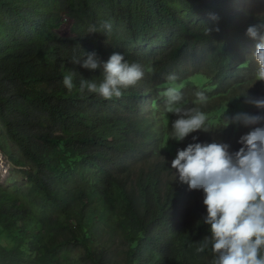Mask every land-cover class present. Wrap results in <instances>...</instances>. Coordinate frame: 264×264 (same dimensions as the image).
Here are the masks:
<instances>
[{"label": "trees", "instance_id": "trees-1", "mask_svg": "<svg viewBox=\"0 0 264 264\" xmlns=\"http://www.w3.org/2000/svg\"><path fill=\"white\" fill-rule=\"evenodd\" d=\"M84 1L92 6L91 25L98 31L87 32L89 26H84L78 34L72 28L65 39L68 46L77 51L94 49L99 56L121 47L148 72L139 84L148 91L158 90L159 83L153 81L165 73L167 59L154 64L148 50L135 48L130 32L148 31L157 44L172 42L169 57L175 60H186L185 48L200 39L205 44L200 58L208 59L217 43L206 42L218 22L209 27L207 36L205 24L228 21L225 40L240 43L250 38L244 29L258 13L238 7L224 17L216 12L217 7H225L218 0H83L82 6ZM61 2L0 0V147L16 164L29 166L21 170L27 178L26 190L18 184H0V264H206L208 254L195 250L207 232L199 218L204 210L202 192L176 180L169 167L176 147H183L188 135L180 141L168 139L171 129H167L165 138L136 168L120 174L107 160L90 159L91 152L108 146L88 153L74 148L71 135L61 146L55 140L56 127L68 134L77 131L72 127L82 119L96 115L95 93L80 92L77 85L81 75L100 79L97 72L70 59L61 60L56 68L52 60L56 48L43 55L53 31L40 27L48 24L55 3ZM210 12L218 18L212 19ZM103 21H109L111 28L104 29ZM60 34L57 31L56 38ZM63 53L62 48L61 57ZM233 54L237 57L234 50ZM239 67L245 71L242 79L225 86L229 104L243 103V98L234 96L254 81L249 61ZM69 69L76 73L72 90L61 82ZM193 79L207 89L202 72ZM111 118L100 115L92 132L117 129ZM246 129L209 124V130L196 132L198 139L219 137L236 149L237 137ZM115 133L108 135L114 140ZM72 248L80 250L77 258L72 257Z\"/></svg>", "mask_w": 264, "mask_h": 264}, {"label": "clouds", "instance_id": "clouds-1", "mask_svg": "<svg viewBox=\"0 0 264 264\" xmlns=\"http://www.w3.org/2000/svg\"><path fill=\"white\" fill-rule=\"evenodd\" d=\"M81 1L55 3V12L46 21L48 24L40 27L53 31L43 55L49 48H56L52 57L56 68L61 66V60L70 59L84 70L97 72L100 77L97 80L81 75L78 90L95 93L98 98L94 109L96 115L82 119L79 125L75 123L77 125L74 124L72 130L77 131L68 134L58 127L53 129L58 145L61 146L70 135L75 141L74 148L79 147L81 152L89 153L106 145L108 147L91 152L90 159H105L114 164L120 174L136 168L145 155L151 153L155 140L160 142L165 138L167 129H171L168 139L180 141L188 135V142L183 147H176L169 167L174 170L176 180L186 183L189 189L202 192L204 210L199 218L207 225V232L197 242L196 252L208 254L206 264H264V9L257 11L255 22L246 25L244 31L250 38L242 39L240 43L225 40L231 26L228 21L214 20L205 24L207 36L209 27L218 22L212 37L206 42V45L216 42L217 46L210 50L208 59L202 58L195 69L193 67L205 47L202 40L197 39L193 46L185 48L186 60H175L169 57L172 42L157 44L148 31L130 32L135 48L148 50L154 64L162 58L167 59L165 73L153 81L159 83L158 90L154 89L150 95L147 87L139 85L148 72L139 62L131 61L132 58L121 47L110 48L106 55L99 56L94 49L85 51L79 45L82 50L77 51L76 47L68 46L65 39L72 33V28L78 34L84 26H89L87 32L98 31L91 25L92 6L85 1V6H82ZM218 3L225 7L223 10L217 7L216 12L224 17H229L228 11L233 12L235 8L247 9L244 0H218ZM209 16L218 18L214 12ZM65 20L69 22L65 23ZM102 27L108 30L111 24L103 21ZM57 31H61L59 38H56ZM62 48L65 51L63 57L60 56ZM253 60L254 81L234 96L243 98V103L229 104L225 86L241 69L240 63L249 61L252 68ZM205 65L206 90L201 88L203 84L199 80L193 79L199 68ZM75 74L71 69L62 74L61 82L66 89H73ZM258 79L263 80L261 84L256 82ZM186 87L194 90L189 96H182L179 89ZM214 98L219 102L203 106ZM150 100L155 105L153 110ZM247 104L254 105L256 109L247 110ZM215 105L218 108L212 110ZM102 114L112 116L117 129L97 128L98 133L92 132V124H99L97 119ZM158 123L156 136L154 132ZM209 124L218 125V129L245 125L247 131L237 137L239 147L230 149L229 143L219 137L206 139L209 135L204 134L205 140L197 138L196 130L207 131ZM115 131L113 140L108 134Z\"/></svg>", "mask_w": 264, "mask_h": 264}, {"label": "rangeland", "instance_id": "rangeland-1", "mask_svg": "<svg viewBox=\"0 0 264 264\" xmlns=\"http://www.w3.org/2000/svg\"><path fill=\"white\" fill-rule=\"evenodd\" d=\"M244 5L246 10H250L251 12L256 13L257 11H261L264 9V0H244ZM207 68V66H203ZM205 68H203L200 72H204ZM255 69V61L253 60V65L251 68V71L254 72ZM243 75H239L236 79L242 78ZM192 81V80H189ZM258 84H261L256 80ZM254 86V84H253ZM182 93V96H189L193 92V88L186 87L185 89H179ZM260 93H262L260 91ZM219 99L214 98L210 102H205L203 106H211L215 103H218ZM218 105H215L212 107V110L217 109ZM247 110H254L256 107L251 104H247L246 106ZM158 128H159V123L157 124V128L155 129L154 134L158 136ZM14 154V153H13ZM28 165H20L16 164L11 157L5 153L2 148L0 147V184L5 186V185H12V184H18L20 187L19 189L24 188L26 190L28 186L26 185L27 178L22 174V169L28 168ZM15 188V187H14ZM72 257L78 256V250L77 248H72ZM80 251V250H79ZM77 258V257H76ZM87 264V263H84Z\"/></svg>", "mask_w": 264, "mask_h": 264}, {"label": "bare ground", "instance_id": "bare-ground-1", "mask_svg": "<svg viewBox=\"0 0 264 264\" xmlns=\"http://www.w3.org/2000/svg\"><path fill=\"white\" fill-rule=\"evenodd\" d=\"M199 59V61H202V59L199 57L198 58ZM199 63V62H198ZM196 67L194 66L193 67V69H195ZM203 68H205V67H201V68H199V72L203 69ZM206 69V68H205ZM244 69L243 68H241L234 76H233V78L231 79V81L229 82V83H231L232 81H234V80H236V78L240 75V74H242V71H243ZM243 72H245V71H243ZM150 93V95L151 94H153V92L152 91H150L149 92ZM148 101H149V99H148ZM150 106L152 107V110L153 109H155V108H153V107H155V105H154V103H153V101H151L150 100ZM158 131H159V128H158ZM158 143H159V141H157V140H155V142H154V147L156 146V145H158ZM151 156V155H150ZM152 158H153V156H152ZM151 158V159H152ZM129 161H127L125 164H127Z\"/></svg>", "mask_w": 264, "mask_h": 264}]
</instances>
